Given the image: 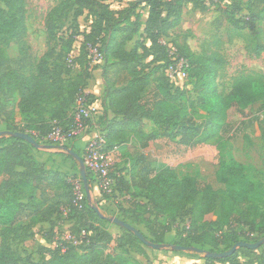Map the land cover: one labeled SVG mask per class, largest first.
Masks as SVG:
<instances>
[{"label":"trees","instance_id":"obj_1","mask_svg":"<svg viewBox=\"0 0 264 264\" xmlns=\"http://www.w3.org/2000/svg\"><path fill=\"white\" fill-rule=\"evenodd\" d=\"M188 3L202 12L208 9L205 0H135L119 10L112 9L106 0H63L45 19L48 50L35 70L25 74L19 69L33 65L25 46L26 0H0V34L7 46L20 45V56L16 59H9L0 48V95L7 100L16 94L17 109L25 117L32 118L25 130L19 132L32 129L35 122H42L47 130L41 138L46 137L53 128L48 125L47 113L53 116L56 125L64 127L74 122V105L82 97L93 71L100 66L104 79L101 105L107 120L105 134L109 148L120 146L128 138L136 141L140 149L163 138L178 140L193 148L211 139L208 126L213 122L222 124L225 131L229 126L230 109L244 114L257 103L264 105V77L237 78L230 93L224 96L217 88L219 71L225 65L223 55L213 49L196 54L187 41H169L171 31L182 23L183 9ZM144 9L147 10L145 20ZM218 10L234 28L245 26L249 29L250 51L261 56L264 44L258 42V28L264 22V0H224ZM245 10L248 14L242 15ZM85 11L92 13L94 20L86 31L79 54L74 56L71 52L78 35V18ZM71 13L75 25L68 38L59 41L57 31ZM57 41L60 50L51 46ZM170 45L176 49L178 58L187 61V79L193 89L174 87L170 82L166 74L167 67L173 62ZM63 48L66 49L62 51ZM91 48H96L103 56L93 67L90 65ZM75 67H79L82 81L68 87L64 75ZM121 72L127 77L123 84L117 85ZM195 105L207 113L208 120L197 122ZM67 108H71V113ZM1 111L6 115L3 122L6 129L17 131L8 122V105L3 104ZM149 123L150 128L146 130ZM243 123L247 124L246 121ZM29 134L40 141L39 136ZM31 149L35 147L24 139L10 135L0 137V264H131V257L123 245L141 242L139 238L125 228L121 234L111 233L106 226L107 216L100 217L95 210L97 202L89 200L85 188L84 197L78 200L73 183L59 171L48 169ZM227 150L222 146L221 153L225 157H221L216 172L217 181L224 188L214 189L193 176L181 178L166 164L153 167L141 153L132 158L126 177L118 176L116 168L111 171L114 179L112 197L116 192L129 195L134 206L152 214L151 218H142L132 207L123 211L124 217L131 220L129 224H143L153 237L151 241L157 244L166 245V234L171 227L188 216L190 224L177 245L219 247L226 241L209 240L207 231L214 232L217 228L235 231L236 227L242 228L240 235L245 240L241 241L257 242L264 238V182L253 179L247 167ZM67 157L75 160L69 154ZM86 170L91 189L94 182L99 181L93 171L88 167ZM259 172L264 174V169ZM101 195L103 199L111 197L106 193ZM63 206L68 211V219L75 220L66 241L42 247L43 256L37 262L14 249L12 242L24 234L25 224L30 228L48 222L53 229L54 216ZM192 210L196 217L191 214ZM209 215L216 218L204 221ZM161 217L165 220L161 221ZM76 240L78 243L74 244ZM254 250L242 247L228 257H205V260L207 264L232 262L239 252Z\"/></svg>","mask_w":264,"mask_h":264},{"label":"rangeland","instance_id":"obj_2","mask_svg":"<svg viewBox=\"0 0 264 264\" xmlns=\"http://www.w3.org/2000/svg\"><path fill=\"white\" fill-rule=\"evenodd\" d=\"M61 1L63 0H26L27 37L25 39V46L31 54L33 65L25 69H19L20 72L25 74L32 73L40 58L48 50L45 19L48 12ZM129 1L135 0H106L114 10L122 9ZM205 2L208 9L204 12L194 8L191 3L185 5L182 23L171 31L169 41L175 40L178 43L187 41L196 54H202L210 49L219 51L225 58V65L219 71L217 88L222 95L227 96L237 78L245 76L264 77V52L261 56H256L251 52L249 45L251 33L249 29L245 26L243 29L234 28L220 14L218 7L223 5L224 0H205ZM1 6L3 7V4H1ZM143 11L145 15L147 10L144 9ZM247 14L245 10L242 15ZM72 15L71 13L65 23L58 29L57 37L59 41H63V39L66 40L71 33V27L75 25L72 22ZM93 17L92 13L85 11V13L78 18V35L75 36L72 44V55L75 56L79 54V49L87 33L86 31L90 29L94 20ZM258 35V42L264 44V22L259 25ZM51 46L59 50L61 49L60 42L58 41L52 43ZM131 46L132 44L130 43L129 48ZM0 48L4 50L9 59H16L20 56V45L13 44L12 46H7L2 34H0ZM65 49L66 48H63L62 51ZM90 60L91 67L97 64V61H94L91 55ZM79 71V67H75L72 68L68 74L64 75L68 87H73V85L81 83L82 80L79 77ZM101 73V66L93 71V77L86 82L82 97L79 98L74 105V116L77 115L79 100L84 99L86 103H93L98 106V112L92 115L87 126H77L74 119V122L70 125L62 127L61 125H56V120L47 113L46 118L48 125H53V128L52 132L46 137L44 136L41 138L42 133L47 130L45 124L42 122H35L31 125L32 129L24 131L39 136V143L44 146H49L48 149H31V153L39 161L44 162L48 169L59 171L69 182L73 183L76 194L83 193V180L78 161L67 157V150H73L85 160L87 143L93 137V134L106 132L107 120L104 119L103 107L101 105L104 92V79ZM167 76L174 87L193 89V84L190 80L181 79L177 75H175L174 78H171L168 74ZM126 77L125 72H121L117 80V85L123 84ZM192 96L195 98L193 92ZM0 100V131L7 130L6 124L3 123L6 115L1 111L3 104L8 105L10 112V117L7 118L8 122L15 127L17 131L25 130V125H28L32 118L25 117L17 109L16 104L18 96L12 94L11 97L6 100L4 96L0 95ZM194 110L196 111L195 119L197 122L202 123L208 120L207 113L199 105H195ZM71 111V108H67V112L71 113ZM112 117L113 115L109 113V118ZM243 121H246L247 124H241ZM227 122L229 126L225 127V131L222 130V124L220 123L213 122L209 125L208 131L211 134V139L193 148L181 144L178 140L172 141L163 138L151 141L146 149H140L136 141L128 138L126 142L120 146H116L114 164L118 163L119 166H113L112 170L116 168V170H118V176L122 175L126 177L127 169L130 166L132 158L143 153L147 162L153 167L159 164H166L174 169L181 178L187 176L197 177L200 183L209 184L214 189H221L224 188V186L217 181L216 172L221 157H225L221 153L223 146L226 150L228 148L227 151H229L237 161L247 167L248 173L253 179L262 180L264 182V174L259 172L264 169V105L257 103L245 110L244 114H240L236 109L232 108L228 111ZM149 128L150 123L146 127V130H149ZM246 136H248V138H246ZM85 167L87 168L86 163ZM94 186L99 192L111 195V197L108 199H95L92 193V188ZM92 188V199L97 202L98 207L107 218L117 217L131 222V220L124 217L123 214V211L128 207L136 209L142 218L153 217L146 209H138L134 206V201L129 199V195L116 192V196L112 197L114 194L110 191H105L97 182H94ZM112 189L113 187L110 188V190ZM140 200L143 201L141 198ZM65 208L66 206H63L62 210L54 216L52 223H54L55 227L53 229L48 222L38 224L37 226H31L30 228L25 224L26 228L24 229V234L14 239L12 242L14 249L23 256H30L33 261L37 262L43 256L41 254L42 247L47 245L55 246L56 243H63L66 241L75 220L68 219V211ZM191 214L196 217L194 210H192ZM188 217L182 221L178 220L171 227V230L166 234L167 242L164 249H152L139 241L124 243L123 247L131 257V264H207L203 254L194 253L192 251H175L172 249L173 245H177V243L181 241L182 234L190 224ZM215 218V216L209 215L204 218V221H211ZM160 219L163 221L165 217H161ZM132 224L146 235L148 239L153 240V237L143 224ZM106 226L111 233H122V227L110 221H108ZM235 229L234 231L228 228H217L213 230L214 232L207 231L209 240L214 238L219 239V241H226V244H221L219 247H213L210 244H197L195 246L201 247L207 251H225L234 244L232 242L245 240L240 235L242 228L236 227ZM259 239L260 238L257 240ZM228 241H230V243H228ZM249 242L254 243L255 241ZM212 264H264V245L250 253L244 251L239 252L232 262L216 261Z\"/></svg>","mask_w":264,"mask_h":264},{"label":"built area","instance_id":"obj_3","mask_svg":"<svg viewBox=\"0 0 264 264\" xmlns=\"http://www.w3.org/2000/svg\"><path fill=\"white\" fill-rule=\"evenodd\" d=\"M170 47V55L172 56V63L167 67L166 73L174 78L177 75L181 79H187L188 73V63L183 58H178L175 54L176 49ZM91 56H93V60L100 63L103 59V56L100 52L97 51L96 48L90 49ZM98 106L93 103L88 104L84 101V99L79 100L77 107V115L75 116V123L77 126H87L89 121L95 113L98 112ZM117 147L109 148L107 145V138L105 133H94L93 137L88 141L86 152V159L84 162L87 167L95 173L98 178L99 184L106 191H110V188L113 187L114 179L110 175L112 171V167L114 164V154L116 153ZM78 200H81L84 197V193L77 194ZM84 234V232L82 233ZM69 238V237H68ZM76 240L74 244H77Z\"/></svg>","mask_w":264,"mask_h":264},{"label":"water","instance_id":"obj_4","mask_svg":"<svg viewBox=\"0 0 264 264\" xmlns=\"http://www.w3.org/2000/svg\"><path fill=\"white\" fill-rule=\"evenodd\" d=\"M3 135H10L13 137H18V138L24 139L27 142H29L30 144H32L35 147V149H37V150L48 149V147H49V146H44V145L40 144L39 142H37V140L31 134H29L27 132L8 131V130L0 131V137ZM67 153L69 155H71L75 160L78 161L85 191L87 193L89 200H93L92 195H91V189H90V186L88 184L87 170L85 167L84 160L81 158V156L79 154H77L73 150L69 149V150H67ZM95 210L99 213L101 218H106V216L101 213V211L98 207H95ZM108 219L111 223H113L119 227L128 229L129 231H132L144 245H146L152 249H164L166 246V245L157 244L155 242H152L140 230H138L137 228H135L134 226H132L131 224H129L128 222H126L122 219H119L117 217H110ZM262 245H264V238L257 241V242H254V243H250V242H246V241H238L231 247V249H229L228 251H225V252H213V251H207V250L201 249L199 247L182 246V245H173L172 249L175 251L196 252L199 254H203L207 258H210V257L222 258V257H228V256L234 254L238 249H240L242 247H246V248H250V249H257V248L261 247Z\"/></svg>","mask_w":264,"mask_h":264},{"label":"crops","instance_id":"obj_5","mask_svg":"<svg viewBox=\"0 0 264 264\" xmlns=\"http://www.w3.org/2000/svg\"><path fill=\"white\" fill-rule=\"evenodd\" d=\"M146 16H147V13L144 15V18H146ZM145 20V19H144ZM92 193H93V196H94V198L95 199H97V200H99V199H101L102 197V195H101V192H99L96 188H95V186L93 187V189H92ZM114 234V233H113ZM117 234V233H116ZM158 250V249H157Z\"/></svg>","mask_w":264,"mask_h":264}]
</instances>
